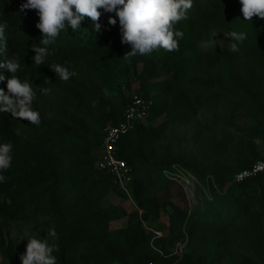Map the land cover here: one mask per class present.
Here are the masks:
<instances>
[{
	"label": "trees",
	"instance_id": "trees-1",
	"mask_svg": "<svg viewBox=\"0 0 264 264\" xmlns=\"http://www.w3.org/2000/svg\"><path fill=\"white\" fill-rule=\"evenodd\" d=\"M23 3L0 0V24L6 25L0 64L19 61L16 75L36 90L32 107L41 123L0 113V144L13 145L0 182V264H22L33 237L55 245L56 264H264V175L236 182L237 172L197 162L204 113L233 115L229 107L246 100L264 104V19L244 21L239 0H193L188 18L175 26L184 33L177 50L125 59L131 47L121 43L118 17L100 9V31L86 17L81 29L62 31L37 66L32 46H42L39 16L21 12ZM109 16L116 25L108 24ZM230 31L247 34L238 52L229 50L231 38L224 34ZM213 34L223 46H205ZM54 63L76 75L62 81L50 68ZM0 75L7 94L11 74L0 67ZM135 91L154 105L148 123L136 122L118 146L133 176L135 208L128 209L108 202L116 191L128 197L96 163L104 130L122 121ZM176 167L209 188L210 199L195 211L183 185L164 174ZM163 213L169 214L167 227L159 224ZM123 220L126 225L113 227ZM146 227L165 231L155 248ZM180 242H187L185 250L173 255Z\"/></svg>",
	"mask_w": 264,
	"mask_h": 264
},
{
	"label": "clouds",
	"instance_id": "clouds-1",
	"mask_svg": "<svg viewBox=\"0 0 264 264\" xmlns=\"http://www.w3.org/2000/svg\"><path fill=\"white\" fill-rule=\"evenodd\" d=\"M244 21H252L253 17L264 19V0H239ZM193 7V0H26L20 10H36L39 22L36 28L42 33L39 45L32 46L35 56L34 63L39 66L45 63L49 55L48 46L55 43L62 31L70 28L73 32L81 29L85 18L95 22V31H100L103 9L105 13H115L118 17L121 43L130 45L131 51L123 57L128 59L136 55H150L153 51L163 49L171 52L178 49L179 39L184 33L176 29V24L188 18V12ZM108 24L116 25L117 20L112 16ZM6 25L0 24V42L4 41ZM230 37L229 50L238 52V43L247 38L245 32L230 31L224 34ZM2 47V45H0ZM11 74L7 79V94L0 89V113H10L13 118L28 121L32 125L41 123L40 113L32 107L37 92L27 80H21L16 73L20 70L19 61L13 57L0 64ZM51 70L62 81H68L76 75L60 64H51ZM4 76L0 75V80ZM47 82L51 83L48 79ZM42 94H50L49 88H41ZM17 135L19 129L16 130ZM11 143L0 144V182L6 177L2 174L11 167ZM51 237L56 236L54 229L50 230ZM54 244L47 239L30 238L26 252L20 256L22 264H56L53 255Z\"/></svg>",
	"mask_w": 264,
	"mask_h": 264
},
{
	"label": "rangeland",
	"instance_id": "rangeland-1",
	"mask_svg": "<svg viewBox=\"0 0 264 264\" xmlns=\"http://www.w3.org/2000/svg\"><path fill=\"white\" fill-rule=\"evenodd\" d=\"M225 40L218 34H213L211 40L205 44L206 47H221ZM257 92V91H256ZM264 92V89L262 90ZM264 95V94H263ZM262 100V99H260ZM236 106V105H235ZM229 107L235 110L233 115H228L222 111L219 113L206 112L202 115L201 121L204 124L202 130V139L197 150V162L205 169L222 168L238 172L239 170L254 164L257 161L256 156L264 157V104L254 100L238 105V107ZM162 119L153 122L159 124ZM207 123L212 125L207 127ZM259 160V159H258ZM196 180L193 185L184 189L193 211L210 199L211 194L207 185L203 184L191 171ZM116 193L110 195L109 203L117 204L124 202L130 209L135 205L131 199L123 200ZM180 203L179 198L176 199ZM169 214L163 213L159 224L161 227H167ZM126 225V220L117 222L113 227ZM18 231H14L13 236H17ZM0 257V261H1ZM240 261V256L235 259ZM224 264H234L228 260Z\"/></svg>",
	"mask_w": 264,
	"mask_h": 264
},
{
	"label": "built area",
	"instance_id": "built-area-1",
	"mask_svg": "<svg viewBox=\"0 0 264 264\" xmlns=\"http://www.w3.org/2000/svg\"><path fill=\"white\" fill-rule=\"evenodd\" d=\"M154 105L151 97H146L138 92H132L130 103L127 106L123 119L117 125L108 126L104 130L102 151L96 163L99 171L112 177L114 186L132 200L131 184L133 181L132 171L127 162L119 157L118 146L124 136L135 127L136 122L148 123L152 107ZM164 174L180 182L185 188L193 185L196 178L188 171L176 167L175 171L165 170ZM264 175V157L252 166L242 169L235 175L236 182H243L258 175ZM133 201V200H132ZM134 203V202H133ZM135 205V204H134ZM152 234L153 241L164 237L165 231L146 227ZM187 242H180L172 251L173 255L181 254L185 250ZM155 248V247H154Z\"/></svg>",
	"mask_w": 264,
	"mask_h": 264
},
{
	"label": "crops",
	"instance_id": "crops-1",
	"mask_svg": "<svg viewBox=\"0 0 264 264\" xmlns=\"http://www.w3.org/2000/svg\"><path fill=\"white\" fill-rule=\"evenodd\" d=\"M125 205V204H124ZM126 206V205H125ZM127 207V206H126ZM128 208V207H127ZM129 209V208H128ZM131 209V208H130Z\"/></svg>",
	"mask_w": 264,
	"mask_h": 264
}]
</instances>
